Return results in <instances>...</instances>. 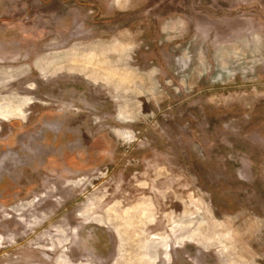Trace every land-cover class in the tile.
Wrapping results in <instances>:
<instances>
[{
  "label": "rangeland",
  "instance_id": "374dc122",
  "mask_svg": "<svg viewBox=\"0 0 264 264\" xmlns=\"http://www.w3.org/2000/svg\"><path fill=\"white\" fill-rule=\"evenodd\" d=\"M0 264H264V0H0Z\"/></svg>",
  "mask_w": 264,
  "mask_h": 264
},
{
  "label": "bare ground",
  "instance_id": "6f19581e",
  "mask_svg": "<svg viewBox=\"0 0 264 264\" xmlns=\"http://www.w3.org/2000/svg\"><path fill=\"white\" fill-rule=\"evenodd\" d=\"M108 46V45H107ZM107 48V47H106ZM114 49V48H113ZM105 50V49H104ZM106 51V50H105ZM121 63V62H120ZM90 72V71H89ZM91 72H92V70H91ZM93 74V73H92ZM120 76H121V74H120ZM123 76V75H122ZM135 77V76H134ZM133 82H134V80H133ZM129 84H130V82H129ZM128 86V85H127Z\"/></svg>",
  "mask_w": 264,
  "mask_h": 264
}]
</instances>
